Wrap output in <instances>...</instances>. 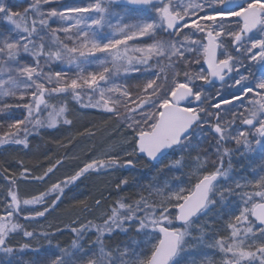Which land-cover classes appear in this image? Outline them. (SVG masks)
<instances>
[{"label":"snow or ice","instance_id":"1","mask_svg":"<svg viewBox=\"0 0 264 264\" xmlns=\"http://www.w3.org/2000/svg\"><path fill=\"white\" fill-rule=\"evenodd\" d=\"M74 107L114 127L83 159L0 161V264H264V0H0V149L38 152ZM140 161L99 216L103 196L29 230L82 178Z\"/></svg>","mask_w":264,"mask_h":264},{"label":"rangeland","instance_id":"2","mask_svg":"<svg viewBox=\"0 0 264 264\" xmlns=\"http://www.w3.org/2000/svg\"><path fill=\"white\" fill-rule=\"evenodd\" d=\"M30 2V0H9V3H11V5L13 6L14 10H19L22 11L23 8L28 6V3ZM53 6H55V4H53ZM73 116L75 117V119H79L82 120L85 117V113L81 114L80 112L75 111V107L73 109ZM74 119V120H75ZM109 129H111L112 127H114V123H109ZM72 129V128H71ZM70 129H68L67 127L62 128L59 132L56 131H52V130H48L44 133H42L41 137H37L34 141L33 144L34 145H40V149L41 147H43V142L46 140L49 143L52 142V139L54 141H56L58 139L59 136L61 135H68L70 133L69 131ZM73 131V130H71ZM101 137H98V136ZM97 135L98 139L86 136L83 141H87L83 143L78 142L79 144H72L69 145L67 148L65 147H60L59 144H67V141H64V139L62 141H58L59 144L56 142L55 145L52 146L51 149L47 150V154L49 156V158L51 159L52 162L55 161V159L62 157L65 152H68V154L70 156H83L85 155V153L88 152V150L92 147L93 144L99 145L101 143V141H103L104 139H106L107 133L103 132L102 134ZM74 145V146H73ZM39 149V150H40ZM39 153V151L37 152L34 148L33 152L28 153L27 155H24L23 152H17L15 149L13 148H4V149H0V161L3 160L4 156H11L12 158L16 157L17 155L23 156L26 163L30 164L31 162L36 161V158L38 157L37 154ZM83 159V158H81ZM27 160L30 162H27ZM35 163V162H34ZM48 163V161L46 160L45 165ZM75 161L74 160H65L64 161V167L60 168L59 171L56 172L55 176L52 177V180L49 181V183L55 181L57 178H62L66 173L71 172L72 170V166L74 165ZM234 163H237L234 160ZM241 163H245L244 161H241ZM257 163H259V161H257ZM33 165V164H32ZM239 164L237 163V166ZM149 171V168H146L144 171H142L140 173V170L135 171L134 169L131 171H123V169L117 171V172H112L108 175H103V176H89L87 178H82L81 181H78V187L74 188L71 192L68 193V199L65 200V202L63 203L64 207H69L68 205H70V200H72V198L77 195H84L87 200L85 199V201L89 204V205H93L94 204V200L100 198L101 196L106 195V199L105 202L102 205L101 209H96L94 210V214L99 216L100 211H102L103 209L107 208L108 205L114 200L116 199V190H115V184L118 182L119 179L125 178L127 177L130 181V186L128 188H126L124 190V192L121 193V195H127L129 194L131 191H135V188L133 186V181L134 179L136 180H140L142 179V175L144 173H147ZM34 184L32 185H22V188H26L29 191H32V189H36L34 188ZM44 187V185H40L39 187H37V189H41ZM131 190V191H129ZM111 193V195H110ZM84 197V198H85ZM63 207V208H64ZM94 207V206H93ZM77 212L79 211V208L75 209ZM72 211L74 210H70L66 212V209L64 211V215L66 217H68L70 215V213H72ZM86 216H89L88 213H85ZM89 218H91L89 216ZM55 224L53 221L49 222L46 220H41V224L40 225H29V230H31L32 227H47L48 224ZM70 236V234H69ZM69 236H67V238H69ZM71 237V236H70ZM116 239H124L123 236H119L116 237ZM19 241L21 243L25 242L24 239L20 236H17L15 238V241ZM31 243L33 244V246H47V242L43 239H38V240H33L31 241ZM56 243L53 241V245H55ZM29 257L26 255L25 259H28Z\"/></svg>","mask_w":264,"mask_h":264},{"label":"trees","instance_id":"3","mask_svg":"<svg viewBox=\"0 0 264 264\" xmlns=\"http://www.w3.org/2000/svg\"><path fill=\"white\" fill-rule=\"evenodd\" d=\"M105 119L106 118L99 115L96 112V110H86L84 119H82V120H79V119L76 120L75 119L74 120V125L72 126V129L69 130L70 133L68 135H66V136L61 135L58 137V139L56 141H54L52 139L51 143H49L48 141L45 140L43 142L44 146L41 147V149L39 150V153L37 154L38 157L36 158V161H34L35 163L34 162L30 163L27 160V162L30 163L28 165L31 167L37 163H44L45 164L46 160L44 159V156L41 155V153H46L47 150L51 149L52 146L55 145V143L59 140L62 141L64 139V141H67L68 139L71 138L72 144H79L78 142H80V143L82 142L84 145V142H87V141H83V139L86 137V135H77V133H83L85 131L86 127L95 132V136L92 138L98 139V137H101L99 134H102L103 132L107 133V129L110 126L109 123H105ZM71 130H73V131H71ZM97 135H99V136L97 137ZM79 157L83 158L84 155L83 156L79 155ZM12 159L13 158L11 156L7 155V156H4L2 161H11ZM145 164H146L145 161H140L136 164V168H138L141 171H144L146 169ZM72 170H73V168H72ZM34 185H35L34 188H36V189H37V187L40 186L38 184H34ZM84 197H85L84 195H79L78 198L75 197L76 199L70 200V203H69L70 205H68L69 207H64L62 209V212H63L62 215L64 214L65 209L67 212V211L76 209V207L79 208L78 201L79 200H85V199L87 200V198L86 197L84 198ZM61 206H63V204Z\"/></svg>","mask_w":264,"mask_h":264},{"label":"flooded vegetation","instance_id":"4","mask_svg":"<svg viewBox=\"0 0 264 264\" xmlns=\"http://www.w3.org/2000/svg\"><path fill=\"white\" fill-rule=\"evenodd\" d=\"M93 206H94V204H93ZM62 213L63 212H62L61 207H60L56 210L55 213H53L51 216H48L46 221H49V222L53 221L55 224H60L62 221L65 222V220L63 219ZM67 236H69V233L67 231H65V233L63 235H56L55 237H53V241L55 243L59 242L61 244H64L67 241H69V238L71 239L70 236H69V238H67Z\"/></svg>","mask_w":264,"mask_h":264}]
</instances>
